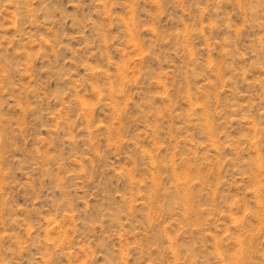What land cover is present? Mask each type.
Instances as JSON below:
<instances>
[{"label": "rangeland", "instance_id": "obj_1", "mask_svg": "<svg viewBox=\"0 0 264 264\" xmlns=\"http://www.w3.org/2000/svg\"><path fill=\"white\" fill-rule=\"evenodd\" d=\"M0 264H264V0H0Z\"/></svg>", "mask_w": 264, "mask_h": 264}]
</instances>
